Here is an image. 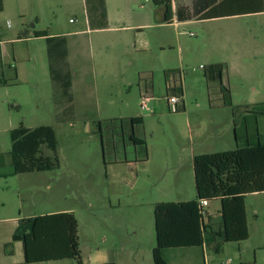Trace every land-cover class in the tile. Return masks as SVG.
<instances>
[{
  "label": "rangeland",
  "instance_id": "374dc122",
  "mask_svg": "<svg viewBox=\"0 0 264 264\" xmlns=\"http://www.w3.org/2000/svg\"><path fill=\"white\" fill-rule=\"evenodd\" d=\"M182 1L191 7V0ZM216 1L209 0L210 6ZM142 2L156 9L151 2ZM29 3L39 5L37 30L53 34L87 30L82 0ZM12 6L1 15L0 27L12 28L18 22ZM108 6L112 12L114 5ZM217 11L211 10L203 19L187 25L145 30L135 39L134 31L118 39L120 33L113 29L70 36L72 54L79 47L73 64L87 68L73 120L56 118L63 109L55 107L45 41L30 43L33 58L22 60H16L13 45L6 44L0 55V122L11 123L14 129L21 124L30 128L52 126L58 143L59 167L2 178L0 188L18 191L25 213L31 215L75 209L81 250H114L123 244L133 247V254L139 250L140 255L134 259L138 264H146L140 257L146 255L150 241L154 245V205L196 197L188 164H182L178 171L172 169L179 160L185 163L181 156L182 148L189 144V123L194 141L198 132V142L205 145L201 151L207 154L244 147L247 139L253 141L257 133L264 143V56L257 59L258 63L245 59L241 74L231 69L228 77L224 71L223 85L229 90L230 106L220 109L209 106L202 69L223 63L230 54L224 43L233 34L238 43H243L245 33H256L263 46L264 20L262 23V17L206 19L210 15L223 17ZM124 24L128 22L113 20L110 26ZM13 37L7 33L3 40ZM10 67L22 76L7 84L1 80V68L6 72ZM174 71L181 72L183 90L184 110L178 112L169 110L167 103L169 77L165 73ZM74 75L75 68L71 70V77ZM145 93L150 100L148 110L142 111L140 101ZM213 97L214 101L218 99L216 94ZM136 117L142 119V124L132 127L129 120ZM132 132L145 146L133 145ZM0 145L2 154H9V133H0ZM43 154L53 156L45 148ZM217 206L216 201L211 202V211ZM245 207L249 239L242 243V260L246 264H264V249L255 250L264 246V193L247 195ZM135 241L140 242L139 248ZM227 255L235 263L233 255ZM219 259L220 264H225L223 256ZM123 260L130 259L124 256Z\"/></svg>",
  "mask_w": 264,
  "mask_h": 264
},
{
  "label": "trees",
  "instance_id": "16d2710c",
  "mask_svg": "<svg viewBox=\"0 0 264 264\" xmlns=\"http://www.w3.org/2000/svg\"><path fill=\"white\" fill-rule=\"evenodd\" d=\"M161 9L164 22L171 23L173 16L180 22L190 21L207 9V0H191V7H178L175 12L172 0H149ZM246 13L262 11V0H242ZM90 30L106 29L108 26L105 0H85ZM1 11V0H0ZM45 39L48 75L53 86L57 120H73L72 77L68 63L67 40L64 36H50L46 31L36 32ZM207 84L208 102L212 109L230 106L229 90L222 83L226 70L223 63L202 67ZM168 97L181 101L178 111L184 110L181 72H166ZM218 95L213 100V95ZM245 111H249L245 108ZM237 110L233 111L235 117ZM132 127L142 124L139 117L131 118ZM260 136L247 139L244 147L218 153L201 154L193 159L194 187L196 197L179 203L154 205L155 247L152 249L153 264H167L163 250L168 248L197 247L205 244L213 255H220L224 245L244 242L249 237L245 197L264 193V143ZM130 141L134 146H145L143 140L132 132ZM11 148L6 156L0 154V177L53 171L59 167L57 138L50 125L27 128L22 124L10 131ZM43 148L53 156H45ZM9 159V165L6 161ZM6 167L9 173L5 174ZM220 202L217 224L210 221L207 212L201 213L199 201ZM12 241L21 242L24 260L28 264L72 260L83 264L78 237V221L73 213L60 212L21 219ZM105 264H114L112 262Z\"/></svg>",
  "mask_w": 264,
  "mask_h": 264
},
{
  "label": "crops",
  "instance_id": "0c3cea01",
  "mask_svg": "<svg viewBox=\"0 0 264 264\" xmlns=\"http://www.w3.org/2000/svg\"><path fill=\"white\" fill-rule=\"evenodd\" d=\"M234 1V2H233ZM144 2H150L149 0H144ZM230 2L233 4L231 5ZM112 3L113 10L109 9V4ZM9 5H13L12 11H14V18L18 19V22L14 27H7L6 29L0 27V55H3V50L6 44L13 45V54L16 60H22L23 58H30L32 59V50L30 48V43L34 41H39L38 39H43L40 37H36V32L46 31L45 29L37 30L36 27L40 23L38 9L39 5L34 6L33 4L29 3V0H1V11L0 17L3 15L6 10L8 9ZM106 12H107V21L108 26L106 29H98V30H90L88 27V17L86 12L85 0H82V7L85 13V22L87 26V30L85 31H74L68 33H49L46 31L50 36H64L67 40V48H68V63L70 65V69L75 68V75L72 77V93H73V106L75 113L77 115L78 107L76 106L79 97L81 96L83 87H84V77L87 72V68L84 66H79L73 64L72 58H75L79 55V47H76L75 51L76 54H72L71 47H70V36H77L81 33H88L92 31H104L107 29H113L119 32L120 36L118 39H123L126 37L124 33L128 31H134V39L143 34L145 30L148 29H157V31H161L162 29H167L169 27H177L190 24L195 21H199L204 18L207 14L210 13L211 10H218L223 14V17L210 15L206 19L208 20H228V19H237V18H245V17H262V23L264 20V0H262V11L256 13H246L247 11L244 10V3L242 0H217L216 4L211 7L209 0H207V9L203 13H201L196 18L190 21H183L180 22L176 19L174 15L171 23L164 22V14L161 9H153L152 6H146L143 4L142 0H105ZM118 6L120 8L118 9ZM178 7H187L188 5L184 3L182 0H172V8L173 12H175L176 8ZM229 7V9L227 8ZM118 9V10H117ZM214 14V13H213ZM30 20H32L31 25H29ZM117 20L120 23L123 21H127L128 25H122L118 27H111V21ZM10 33L12 34L13 38L9 40H3V36L5 34ZM122 33V34H121ZM124 35V36H123ZM160 39V38H159ZM243 43H238L237 35L233 34V36L224 43L225 48L230 51V54L226 59H224L223 63L226 66V73L229 77V71L231 69L235 70L237 74H241L242 70H245L244 60L249 59L256 61L257 59L264 56V45L261 46L258 40V36L256 33H245V38L242 41ZM258 63V60L256 61ZM251 66V65H250ZM12 67L8 69V71H4L1 68V80L3 82H8L12 80H18L19 77L22 76V73L19 72L16 68H12L14 70H10ZM12 71V72H11ZM224 73L222 75V83L224 84ZM229 82V81H228ZM6 84V83H5ZM213 124V121L211 125ZM237 126V125H236ZM212 127V126H211ZM215 127V126H214ZM30 128V127H27ZM14 127L11 123H4L3 121L0 122V133H9L13 130ZM222 130V129H221ZM194 130L192 125L189 123L187 139L189 144L187 147L182 148V156L181 158L184 159L185 163H181L182 160H179L177 166L173 167L174 171H178L182 169V164H188L190 169L191 175L194 177L193 173V159L195 156L201 154H207V152H202V148L205 145L198 142L200 134L198 132L195 133V137L197 140L194 141ZM257 136H260L257 133ZM220 137H223L221 134ZM2 148L0 145V154H2ZM185 153V155H184ZM8 152L6 153V155ZM129 163V162H128ZM146 163V162H145ZM131 164V163H129ZM6 165H9V159L6 161ZM6 167V170L2 171L5 174L9 173V168ZM17 176V175H15ZM5 177H0V179ZM7 178V177H6ZM2 192V199H0V264H28L24 260V253H23V246L22 243L17 241H12V236L18 227V223L21 219L30 218L40 215H31L25 213L24 207L22 202L19 198L18 191H11L5 190L3 187L0 188ZM6 194V196H5ZM194 200V199H193ZM192 201V200H190ZM179 202H188V201H177ZM213 202V201H212ZM218 206L211 211L210 203L206 208L207 215L210 217V221L213 224H217L218 221V212L220 210V202L216 201ZM174 203V202H173ZM157 204V203H156ZM246 209V207H245ZM60 212H69L73 213L75 218L76 210L75 209H62L58 211H52L46 214L51 213H60ZM247 216V225H248V215ZM78 221V219H77ZM79 229V223H78ZM79 232V230H78ZM249 232V229H248ZM133 234L137 236L136 232L133 231ZM249 239V237H248ZM247 239V240H248ZM246 240V241H247ZM244 241V242H246ZM235 243V244H226L224 245L220 255L215 256L211 252H209L203 244L202 246L197 247H180V248H168L163 250V257L167 264H220V257L223 256L225 260V264L232 263V257H228L227 254H232L233 258H235V263L232 264H246L243 259V252L244 249L242 248V243ZM136 246L140 247V242L135 241ZM156 241L154 238V245L150 241L149 246L147 248L146 255L141 254L140 259L143 260L146 264H153L152 262V249L155 247ZM135 246V248H136ZM80 247V243H79ZM117 247V248H116ZM233 247V253L231 252L230 248ZM133 247H126L123 244L115 246L114 250H106V249H92L89 248L88 250H81V258L83 264H105V263H114V264H138V262L134 259L139 254V250L132 251ZM231 248V249H233ZM257 249H264L262 247H255ZM131 252H130V251ZM130 252V253H129ZM129 253V254H128ZM211 255V256H210ZM124 256L129 258L130 260L124 261ZM148 256V257H147ZM219 259V260H218ZM34 264H74L72 260H63V261H52V262H45V263H34ZM254 264V262H253Z\"/></svg>",
  "mask_w": 264,
  "mask_h": 264
},
{
  "label": "built area",
  "instance_id": "2783aa9c",
  "mask_svg": "<svg viewBox=\"0 0 264 264\" xmlns=\"http://www.w3.org/2000/svg\"><path fill=\"white\" fill-rule=\"evenodd\" d=\"M149 100H150V95H147V93H145L144 95L141 96L140 109L142 111L148 110L147 104H148ZM167 103H168L169 110H171L173 112H178V110L181 106V101L176 96L168 97ZM208 204L209 203L205 200L199 201V207L201 209L202 214L205 213Z\"/></svg>",
  "mask_w": 264,
  "mask_h": 264
}]
</instances>
